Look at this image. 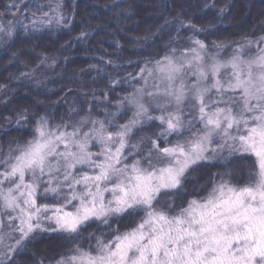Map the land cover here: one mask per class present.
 I'll return each mask as SVG.
<instances>
[{"label": "snow or ice", "instance_id": "6c2138e0", "mask_svg": "<svg viewBox=\"0 0 264 264\" xmlns=\"http://www.w3.org/2000/svg\"><path fill=\"white\" fill-rule=\"evenodd\" d=\"M191 43L190 57L166 56L148 70L159 82L143 94L148 101H128L126 124L94 121L88 132H66L42 119L3 161L0 210L19 221L17 246L57 233L71 243L56 264H264V48L221 60L201 40ZM152 103L160 115L150 114ZM144 120L162 128L146 151L130 143ZM225 148L245 161L246 175L233 183L229 161L206 195L177 205L208 153ZM132 149L141 159L128 161ZM124 215L136 221L125 231L94 247L76 243L89 222Z\"/></svg>", "mask_w": 264, "mask_h": 264}, {"label": "trees", "instance_id": "16d2710c", "mask_svg": "<svg viewBox=\"0 0 264 264\" xmlns=\"http://www.w3.org/2000/svg\"><path fill=\"white\" fill-rule=\"evenodd\" d=\"M192 39L227 57L235 48L263 46L264 0H0V171L33 139L42 119L80 131L94 121L126 124L133 110L128 101L146 72L166 56L187 54ZM158 122L148 121L132 140H146L149 130L157 135ZM229 161L233 183L246 175L238 157L205 162L176 204L206 195L230 171ZM7 218L0 237H19L14 225L8 230ZM135 222L127 215L109 224L91 221L76 243L94 247ZM17 239H6L10 245L0 264H56L71 243L57 233L23 246Z\"/></svg>", "mask_w": 264, "mask_h": 264}, {"label": "rangeland", "instance_id": "374dc122", "mask_svg": "<svg viewBox=\"0 0 264 264\" xmlns=\"http://www.w3.org/2000/svg\"><path fill=\"white\" fill-rule=\"evenodd\" d=\"M263 43H264V42H263ZM194 47H195V46H194ZM252 47H255V49H256L257 52H258L259 49L264 48V44H263V46L260 47V45L254 43L253 45L250 46V48H252ZM259 47H260V48H259ZM240 48H241V47H240ZM242 48H243V50H244L245 53H248V52H249V51H247V49H246L244 46H243ZM258 48H259V49H258ZM255 49L252 50V51H255ZM235 50H237V48H235L234 51H235ZM248 50H249V48H248ZM234 51H233V52H234ZM252 51H251V52H252ZM187 52H188V53H187V56L190 57V56H191V53H190L189 51H187ZM233 52H232V54H233ZM253 53H255V52H253ZM206 55H215L218 59H221V60H226V59H228V58L231 57V56H228V57L225 56L224 54L220 53L217 49H214V50H209V49H207ZM168 57L172 58L174 61L180 62V61H182V60L185 58V55H181V56L171 55V56H168ZM162 61H163V60H162ZM155 68H156V64H154V66L151 67L150 70H154ZM146 73H147L146 76H145L144 79L142 80V82H141V84H140V86H139V88H138V90H137V95H136L134 98H140V97L142 96L143 99H144L145 101H148L150 98H149L147 95H143V94H144V93H147V92L155 91V85H156L159 81L156 79L155 75L150 76V75L148 74V72H146ZM131 107H132V105H131ZM132 109H133V110H132V116H133L134 108L132 107ZM122 110H124V109H122ZM149 111H150V114H151V115H154V116H158V115L161 114L160 111L158 110V108H157V106H156L155 103H152V104H151V106H150V108H149ZM131 118H132V117H131ZM44 120L47 121V125H48L49 130H59V131L72 132L73 129H74V128H69V127L58 128V127L52 126L48 118H47V119H44ZM146 123H147V125H149L147 120H144L142 124L137 125V126L133 129V132H132L131 137H130V143H131V144H135V145H137L140 149H142L141 146H143L142 143H143V141H144L145 139H143L142 137H140V138H136V139H133V140H132V136H134V134H135L136 132H140V130H141V132L144 131V130H145V126H147ZM158 123H159V122H158ZM97 126H99V124H97ZM197 127H199V126L197 125ZM92 128H93V126L90 127V128H87V129H85V131H81V132H88V131H90ZM192 131H195V128H193ZM146 132H147V131H146ZM186 135H187V134H186ZM155 136H157V135L153 134L150 130L148 131V136H144V137H148V138L145 140V142H144V144H145V145H144L145 148L149 146L150 139L153 138V137H155ZM168 139H169L170 141H173V142H174L175 139H176V136H175V135H173V136H169ZM147 140H148V142H147ZM162 142H163V140H162ZM211 147L215 149V148H217V145H216V144H213ZM98 150H99V146H96V147H93V148H92V151H93V152H97ZM132 152H133V153H136V155H135V156L129 155V156H128V161H129V162H131L134 158H135V159H141L140 155L137 153V149H132ZM126 154H127V150H126ZM208 155H209L210 157H212V158L209 159L208 161H212V162H216V163H221V162L225 161V160H226L225 158H227V160L230 159L229 153H228V151H227L226 148H225V149H218V152H217L216 154H213V153L210 151V152L208 153ZM221 157H223V158H221ZM208 161H207V162H208ZM4 214H7V213H2V212H0V222L2 221V217H3ZM7 215H8V214H7ZM7 221H8V223H9V227H10V228H8V230H10V229L13 228V227H11V226H13V225L15 226V225H17V224L19 223L18 220H11L10 218H7ZM2 225H3V223H2ZM2 225H1V228H0V233H2ZM18 236H20V235H18ZM16 238H19V237H9V238H6V236H2V237H0V254H5V253H6L5 251L8 250V247H9L10 244H8V246L5 247V245H7L6 239H8V243H10L11 241H14ZM11 245H12V244H11Z\"/></svg>", "mask_w": 264, "mask_h": 264}]
</instances>
